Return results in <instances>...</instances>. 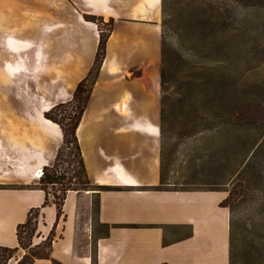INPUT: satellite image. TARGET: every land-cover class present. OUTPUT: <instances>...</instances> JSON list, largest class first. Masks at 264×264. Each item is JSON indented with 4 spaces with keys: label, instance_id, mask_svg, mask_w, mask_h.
Instances as JSON below:
<instances>
[{
    "label": "crops",
    "instance_id": "crops-1",
    "mask_svg": "<svg viewBox=\"0 0 264 264\" xmlns=\"http://www.w3.org/2000/svg\"><path fill=\"white\" fill-rule=\"evenodd\" d=\"M86 15L113 24L77 137L91 182L110 188L68 190L57 221L38 172L64 136L45 113L94 64L100 27ZM161 64L162 0H0V77L29 82L0 85V246L19 252L17 228L40 208L32 243L55 235L31 264H230L225 191L152 188Z\"/></svg>",
    "mask_w": 264,
    "mask_h": 264
},
{
    "label": "rangeland",
    "instance_id": "rangeland-1",
    "mask_svg": "<svg viewBox=\"0 0 264 264\" xmlns=\"http://www.w3.org/2000/svg\"><path fill=\"white\" fill-rule=\"evenodd\" d=\"M190 1L177 0L176 12L183 13ZM197 2L203 8H197V13L205 12L211 18L208 45L202 51L197 37L190 41L183 32L173 34V38L191 65L207 71L213 119L208 124L211 129L204 133L201 125L190 127L186 119L176 123L170 141L166 186L216 189L231 194L230 216L232 212L238 218L247 238L246 263L264 264V0H193L198 7ZM180 21L174 18L171 25L176 28ZM103 22L100 26L107 29L109 26ZM20 84L28 86V79L0 77V85ZM200 91L199 87L193 90L197 99ZM72 106L65 109L70 112ZM234 110L245 117L251 114L256 120L248 124L242 119L241 126H235L227 121ZM56 114L59 118L65 115L62 110ZM75 151L71 144L46 166L50 172L65 176L63 184L78 169ZM44 172L43 169V175ZM62 188L59 183L48 185L53 201L61 195ZM44 241L21 247L12 257L6 255L1 264H18L26 253L45 249Z\"/></svg>",
    "mask_w": 264,
    "mask_h": 264
},
{
    "label": "trees",
    "instance_id": "trees-1",
    "mask_svg": "<svg viewBox=\"0 0 264 264\" xmlns=\"http://www.w3.org/2000/svg\"><path fill=\"white\" fill-rule=\"evenodd\" d=\"M188 1V0H187ZM177 0H162V64H161V123H160V135H161V168H160V184L152 187L154 189L164 190H216L205 188H168L166 185V179L169 173V156L171 154L170 141L176 130V123L179 120H188V126H202V133L211 129L209 122L213 119V104H211L208 86L211 85V81L205 78L204 67L191 65L190 62L181 54L180 48L177 45V41L173 38V34L183 35L188 34L189 40L193 37H197L198 44L202 50L208 45V31L212 28L211 18L205 12L203 14L197 13V8L203 9L198 3V7L193 4V0L185 4L183 13L176 12ZM206 3V2H205ZM207 4V3H206ZM88 20H92L98 23L100 27V40L98 50L96 53L94 64L86 78H84L77 86L72 99L65 103H60L52 107L45 113V116L57 123L63 131V145L59 149L56 159H58L64 148L69 147L71 144L75 148V155L77 157L78 169L74 170L73 176L70 177L66 184H63L65 176L58 175L55 171L50 172L49 167H44V175L40 179L39 186L41 189L47 191L48 185H55L57 183L62 184L61 195L55 196L56 201L54 203L57 207V221L60 220L63 214V204L66 198L68 190H105L110 187L93 184L86 171L81 148L77 137V128L83 117L86 109L88 98L91 92L93 83L95 82L98 72L103 63L106 46L109 34L112 30V20L108 23H104L102 17L86 15ZM174 18H180L178 27H173L172 22ZM103 22L109 27L103 29L100 23ZM166 28V29H163ZM203 51V50H202ZM201 88V94L199 99L194 96V88ZM199 102V107H197ZM72 106V111H67L65 107ZM62 110L65 113L64 117L59 118L56 112ZM225 118L226 115L224 114ZM246 120L248 124H253L256 120L250 114L248 117L243 116L238 110L231 112L227 121L241 126V120ZM192 124H191V123ZM200 122V123H199ZM241 123V124H240ZM190 124V125H189ZM187 127V126H186ZM201 130V127H199ZM231 194L228 195L221 204L229 208V201ZM48 198L45 201L47 204ZM96 208V204H95ZM40 214V208L32 209L29 212L27 221L22 223L17 228V235L19 239V245L21 247L33 246L32 238L37 230V217ZM28 234V235H27ZM55 235L54 229L49 236L45 239V249L32 250L26 253L18 264H31L37 258H49L50 248L52 240ZM28 237V238H27ZM30 238V239H29ZM244 231L239 224V220L235 215L230 216V251L229 260L230 264H247V256L249 253L247 250V242ZM29 243L26 245V242ZM17 251V248H9L0 246V264L1 261H5V256L12 257L13 252ZM4 264H7L5 262Z\"/></svg>",
    "mask_w": 264,
    "mask_h": 264
},
{
    "label": "built area",
    "instance_id": "built-area-1",
    "mask_svg": "<svg viewBox=\"0 0 264 264\" xmlns=\"http://www.w3.org/2000/svg\"><path fill=\"white\" fill-rule=\"evenodd\" d=\"M43 176V170H41V174H38V177L41 178Z\"/></svg>",
    "mask_w": 264,
    "mask_h": 264
},
{
    "label": "bare ground",
    "instance_id": "bare-ground-1",
    "mask_svg": "<svg viewBox=\"0 0 264 264\" xmlns=\"http://www.w3.org/2000/svg\"><path fill=\"white\" fill-rule=\"evenodd\" d=\"M38 174L40 175V174H41V171H40V172H38Z\"/></svg>",
    "mask_w": 264,
    "mask_h": 264
}]
</instances>
